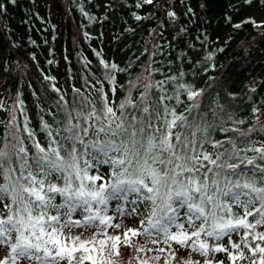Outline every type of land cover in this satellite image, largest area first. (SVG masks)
I'll list each match as a JSON object with an SVG mask.
<instances>
[{
	"label": "snow or ice",
	"instance_id": "6c2138e0",
	"mask_svg": "<svg viewBox=\"0 0 264 264\" xmlns=\"http://www.w3.org/2000/svg\"><path fill=\"white\" fill-rule=\"evenodd\" d=\"M101 63L112 84L115 73L125 71L115 63ZM145 71L150 78L152 72ZM149 78L129 80L126 89L121 85L126 94L118 103L101 89H96L95 100L76 90L71 105L60 96L57 111L64 119L56 121L61 126L55 129L44 123L45 145L25 119L24 130L35 149L31 155L23 139L9 133L16 143L11 152L0 149V205L6 210L0 213V245L10 248L12 264H115L111 257L120 255L121 244L144 253L143 259L137 256L139 264H158L165 253V264H172L173 245L189 250V258L179 264H201L193 254L203 258L202 264H224L215 253H225L231 264L245 259L264 264V231H258L264 228V147L251 149L258 157L239 158L242 149L231 137L210 139L212 121L221 118L216 109L223 112L218 101L204 109L198 99L203 89L181 83L177 76ZM15 120L13 114L9 125ZM103 164L109 166L107 179L99 171ZM241 165L253 166L251 178ZM53 175L57 182L48 179ZM124 217L138 218L139 227L109 234V229L121 228L114 221ZM139 237L144 243L133 242ZM152 252L156 255L149 256Z\"/></svg>",
	"mask_w": 264,
	"mask_h": 264
},
{
	"label": "trees",
	"instance_id": "16d2710c",
	"mask_svg": "<svg viewBox=\"0 0 264 264\" xmlns=\"http://www.w3.org/2000/svg\"><path fill=\"white\" fill-rule=\"evenodd\" d=\"M0 5V149L12 151L16 141L9 133H14L31 155L35 149L24 130L25 119L35 139L45 145L44 123L55 129L61 126L56 121L64 119L57 111L60 96L71 105L76 90L95 100L96 89H101L118 103L126 94L121 85L126 89L129 80L149 78L145 69L152 72V81L177 76L179 82L203 89L198 99L204 109L214 108V101L223 106V112L216 109L221 118L212 121L210 139L231 137L242 149L239 158L258 157L251 149L264 147V17L247 14L248 9L264 11L261 0L251 5L244 0H0ZM248 18L256 24L242 23ZM101 61L125 69L115 73V84L104 78ZM113 87L115 92L110 91ZM181 99L189 103L183 95ZM13 114L16 120L10 126ZM221 127L238 131L223 132ZM256 163L261 161L257 158ZM252 167L241 165V170L251 178ZM99 169L109 172L106 164ZM48 179L57 182L55 175ZM216 254L231 264L225 253ZM245 254L250 256L247 250Z\"/></svg>",
	"mask_w": 264,
	"mask_h": 264
},
{
	"label": "rangeland",
	"instance_id": "374dc122",
	"mask_svg": "<svg viewBox=\"0 0 264 264\" xmlns=\"http://www.w3.org/2000/svg\"><path fill=\"white\" fill-rule=\"evenodd\" d=\"M247 14H251L254 16H257L258 18H263L264 17V11L262 9H248ZM2 75H3V71H2V67L0 66V96L2 95V92L4 90V85L2 83ZM3 114V110L0 109V115ZM100 172L105 173V179H107V173L108 171H104L103 169H99ZM95 174V171H94ZM131 199V197H130ZM114 202H113V206H114ZM3 205H0V207H2ZM143 206H141L142 208ZM111 209L109 211V215H111ZM115 223H120L121 224V228L117 229L115 231H113L112 229H109V234H119L120 232L126 230L127 228H137L139 227V221L138 218H133V217H124V218H117L115 221ZM73 234H77L76 231H74ZM89 235H91V230L88 232H85L83 234L82 238H87ZM237 236H233L232 239L234 241H237ZM123 239V237H122ZM137 240H139L140 243H144V238L143 237H139V238H133V242L135 243ZM160 247H163V245H159ZM148 247L153 248V247H157V246H153V245H148ZM173 248L176 249L175 251V260L172 262V264H179V262L182 259H188L189 258V250L186 249H181L176 245H173ZM119 252L120 255L119 256H112L111 259L115 262V264H139V260L137 259V256L139 255V257L141 259L145 258L144 253H137L136 250L134 248L125 246L123 244L120 245L119 247ZM149 256H154L156 255V253L152 252V253H148ZM215 258L218 260H222L218 254H214ZM11 257V252L8 249L7 246L5 245H0V260H7L8 264H12V261L10 259ZM193 260H200L201 264L203 262V258L201 256H199L198 254H193L191 257ZM168 259V255L167 253L161 255V258L158 262V264H165V260ZM22 264H27V262H22ZM151 264H157L156 261H152Z\"/></svg>",
	"mask_w": 264,
	"mask_h": 264
}]
</instances>
